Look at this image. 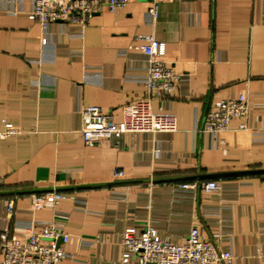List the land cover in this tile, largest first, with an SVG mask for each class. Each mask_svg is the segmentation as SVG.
<instances>
[{
    "label": "crops",
    "instance_id": "crops-1",
    "mask_svg": "<svg viewBox=\"0 0 264 264\" xmlns=\"http://www.w3.org/2000/svg\"><path fill=\"white\" fill-rule=\"evenodd\" d=\"M152 4L103 9L81 31L61 20L42 26L28 16L32 0H0V129L15 131L0 141V234L54 220L69 234L58 264H120L125 226L171 240L195 226L231 252L225 264H264V0H161L155 18ZM139 35L164 43L178 73L167 95L142 83ZM240 93L256 133L238 118L220 133L201 130L215 101ZM87 105L116 121L130 110L170 112L175 128L86 145ZM206 179L220 188L203 190ZM53 189L63 197L32 207V193Z\"/></svg>",
    "mask_w": 264,
    "mask_h": 264
},
{
    "label": "built area",
    "instance_id": "built-area-1",
    "mask_svg": "<svg viewBox=\"0 0 264 264\" xmlns=\"http://www.w3.org/2000/svg\"><path fill=\"white\" fill-rule=\"evenodd\" d=\"M132 0H32L28 16L42 26L61 20L76 23L80 30L88 24L92 14L124 7ZM148 13L153 18L157 15V3ZM144 42L139 45L147 56V73L142 79L149 95H167L173 88L178 73L164 59L165 47L162 41L150 35H139ZM81 133L86 145H97L102 139L109 138L117 142L125 132L170 131L175 128V115L170 112H152L146 109L130 110L123 118L116 121L110 112L98 106L87 105L81 108ZM249 112L247 96L243 93L233 98L215 101L205 114L201 130L220 133L228 129L231 119L238 118L239 129H249L256 133V128L246 126L245 118ZM11 128L0 129V141L14 133ZM114 177L123 175L121 170H114ZM200 188L213 192L220 188L219 182L206 179L200 182ZM183 188H193L194 183L182 182ZM63 194L53 189L50 192L32 193L31 205L40 208L45 198L56 202ZM7 214L14 208V197L4 198ZM69 240V234L58 227L54 220L31 223L23 235L7 236L0 234V264H58L66 256L62 243ZM120 264H225L230 262L232 254L227 249H218L216 245L201 237L197 227H190L183 240H171L162 237L156 228L145 225L138 228L127 225L121 233Z\"/></svg>",
    "mask_w": 264,
    "mask_h": 264
}]
</instances>
